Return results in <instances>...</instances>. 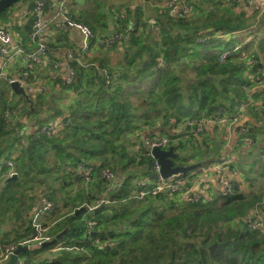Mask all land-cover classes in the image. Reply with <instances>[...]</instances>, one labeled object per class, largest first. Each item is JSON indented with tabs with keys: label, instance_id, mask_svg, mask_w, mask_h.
Here are the masks:
<instances>
[{
	"label": "trees",
	"instance_id": "1",
	"mask_svg": "<svg viewBox=\"0 0 264 264\" xmlns=\"http://www.w3.org/2000/svg\"><path fill=\"white\" fill-rule=\"evenodd\" d=\"M179 1L192 6V10L173 14L171 7H154L155 23L149 21L151 16L144 7H126L124 14L117 15L121 40L105 48L98 40L110 37L105 35L110 33V22L100 13L99 2L90 0L95 7L85 8L73 17L89 26L94 37L89 42L90 51L82 53L80 47L75 57L68 59L75 78L71 85L63 81L62 86L75 91L77 97L66 106L47 109L49 116L60 118L53 135L35 133L21 143V125L5 117L8 110L16 112L18 105L12 95H17L3 90L0 162L11 158L20 179L6 185L4 179L0 181V230L14 214L21 215L20 202L27 188L41 182L53 186L57 180L61 185L68 182L74 189L78 182L74 197L70 199L64 193L65 200L73 205L70 214L52 217L64 219L49 229L42 220L45 234L52 238L66 226L70 230L56 244L28 251L22 257L33 261L40 251L47 254L56 247L51 250V261L43 260L41 264H264V188L248 190L243 183L231 181L232 194L218 186L210 198L179 204L174 199L176 193L131 198L134 192L149 190L157 177L156 159L145 138L167 136L168 146L174 145L176 151L181 145V134L171 132L170 119L180 123L188 118L235 115L240 105L248 104L243 119L248 111L256 109L257 104H250L252 89L254 97L264 99V39L249 42L240 36L253 26L254 19L234 12L224 0ZM17 29L27 42L33 31V17H28L24 29ZM111 52L121 53L122 57L114 62ZM223 52L228 55L220 59ZM21 99L26 105L20 113L35 115L34 122L40 129L45 124L38 119L43 112L38 107L43 96L32 99L33 107ZM248 124V120L242 123ZM196 136L192 132L188 144L192 146L191 138ZM135 141L142 143L139 153L129 155L128 145ZM17 147H21L19 154L15 153ZM204 149L201 144L198 162L213 156L203 157L207 154ZM188 159L180 154L175 162L195 163ZM128 161L135 169H129ZM79 163L94 167L91 181L81 177ZM105 168L123 174L118 188L108 189L110 184L106 182L114 180L99 178ZM135 178L141 183L134 184ZM103 197L110 202L103 204L101 212L92 214L90 220L95 223L88 228L82 216L76 215L77 208L95 205ZM49 200L58 203L56 196L50 195ZM259 217L263 225L252 228L249 223ZM20 229L18 226L11 234L1 235L0 255L9 245L29 240L37 233L30 220L22 232Z\"/></svg>",
	"mask_w": 264,
	"mask_h": 264
},
{
	"label": "crops",
	"instance_id": "2",
	"mask_svg": "<svg viewBox=\"0 0 264 264\" xmlns=\"http://www.w3.org/2000/svg\"><path fill=\"white\" fill-rule=\"evenodd\" d=\"M61 0H50L49 7L46 8L44 12L45 18L49 21V27L51 29L52 38L49 42V48H50V56L51 60L55 59L62 63V65H65L68 63V57H67V51L73 50L77 53V51L80 50V47L82 45V35L81 32L74 26L69 25L64 21L63 15L67 13V15L77 22L73 17L77 18L82 11L87 8L88 10H92L95 5L97 4L98 0H94L96 4L90 3V0H65V5L62 7L59 2ZM106 3L105 8L108 9V7L114 3H118L120 1H129V8L135 9L139 6L144 7L146 5V2H149L154 7H159L162 9L169 8V1L170 0H102ZM100 2V1H99ZM226 6L234 7V12L236 13H245L248 18H253V26L248 30H245L240 36L248 39L250 41L252 39H256L259 37V39H264V0H224ZM103 4V3H102ZM32 5V6H31ZM104 5V4H103ZM32 8H33V0H29L28 4L24 6V9L18 12V15H21V17H18L17 22L14 26V32L20 34V32L17 29V26L24 29L26 25L28 24V17L32 16ZM126 8V7H125ZM124 8V9H125ZM124 9H122L121 12H106L100 11V13L108 18L110 22V33L105 34L108 36H111L112 34H115L117 31V15H122L124 13ZM14 9H12L13 11ZM96 12L98 9L95 10ZM173 12V11H172ZM33 17V16H32ZM34 29V28H33ZM18 31V32H17ZM29 36L27 38V42H23L25 46L28 49H33L35 46L29 43ZM93 51L95 48L92 49ZM118 53L111 52V55L113 57V61L115 59V55ZM1 66V61H0ZM28 65L27 63H24L23 60L15 59L13 58L12 62L6 67L5 73L6 77L18 75L25 69H27ZM34 73L37 78H40L42 82L45 85V91L43 93V100L44 104H50L48 102H51L54 98H56V95L61 97L63 94H66V97L64 99L65 102L61 101L59 103V106H66L68 105L71 95H69L70 91H67L65 87L62 86L64 81V74L63 72H55L52 68V63L47 62L44 65H33ZM7 89V91H12L10 84L8 83L7 79L0 80V91L3 92V90ZM254 89L250 92L249 99L253 100L250 104H257L256 109H252L251 111H248L247 117H244L241 119L238 123L234 124L230 129V131L227 133L225 126H214V127H208L206 131L202 135L196 136L195 140L199 141L204 138L211 139L212 142L214 139L219 136L220 138L224 133L228 134L231 138H233L234 145H241V150L243 149L244 152L248 150V155H254L255 153H262L264 150V99L262 98H256L254 97ZM16 94V93H15ZM17 95V94H16ZM21 95H17L14 97L12 95V99L15 100L16 104L21 105L22 107H19L20 109L23 108L26 104L25 101L21 99ZM24 98V97H23ZM34 98V97H32ZM70 100V101H69ZM39 107V106H38ZM49 106L44 108L42 115L45 122L47 119L51 116L48 115L47 109ZM24 114L14 112L10 115V121H13V124L16 125V123H19L21 125L20 133L23 135V142H27L28 138L34 134L35 130H37V127L39 126L36 122H34V119L36 118L35 115H30L32 118L28 116H21ZM249 121V127L251 133L256 137L257 143L254 146H246L242 141V137L240 134V127L244 121ZM192 129H189L188 127L184 125H180L176 127V132L180 135V138L182 137H190V134L192 133ZM183 135V136H182ZM227 137H225L226 139ZM27 140V141H26ZM210 140V141H211ZM209 141V142H210ZM231 146L230 143H228L227 147ZM203 148L206 147L205 144L202 145ZM229 148V147H228ZM247 149V150H246ZM18 151V148L15 149V153ZM242 153V151H240ZM233 153L231 155L232 158H236V155ZM211 154H206L204 156H208ZM263 155V154H262ZM209 157V156H208ZM207 157V158H208ZM250 159L248 158V182H246L244 179L240 178L237 175V172L234 171V169H226L223 168V172L220 171L216 166H207L201 170H197L195 172L190 173L187 176H184L181 178L184 187L187 189H190L193 192H197L202 194L205 198H210L214 195V189L218 186H222L219 178L220 176H223L225 179H228L230 181H239L243 183V187L246 188L248 186V190L258 191V189H263L264 184V176L260 178L259 175H261L259 167L255 165ZM260 163H264V159H259ZM262 164V163H261ZM264 165V164H262ZM264 169V167H260ZM124 176L123 174L116 175L112 185L115 188H118L121 185V182L123 180ZM4 178H2L0 181H2ZM137 180V178H135ZM134 179V181H135ZM74 181V180H73ZM139 181V180H138ZM155 181V180H154ZM154 181H151V184L154 183ZM77 182V181H75ZM150 182V181H149ZM107 195V193H106ZM39 203V202H38ZM38 205V204H37ZM82 207V206H81ZM69 213V211H64V214ZM54 213H48V216L45 218H50L53 216ZM56 216V215H54ZM53 216V217H54ZM62 215H60L61 217ZM46 219V220H47ZM84 219L89 218L87 216L84 217ZM50 220V219H49ZM57 220L59 221V218L53 221H45L47 226V229L52 227L57 223ZM83 220V217L81 219ZM85 223V222H84ZM8 225H2L0 230V237L4 233L10 232L12 233V230L14 228H18V226L21 227L20 231L22 232L26 225H12L9 228ZM25 245V244H24ZM22 257V256H21ZM24 258V257H22ZM26 259V258H24ZM34 260V259H33Z\"/></svg>",
	"mask_w": 264,
	"mask_h": 264
},
{
	"label": "built area",
	"instance_id": "3",
	"mask_svg": "<svg viewBox=\"0 0 264 264\" xmlns=\"http://www.w3.org/2000/svg\"><path fill=\"white\" fill-rule=\"evenodd\" d=\"M49 3L50 0H33L32 16H33L34 29L29 36V43L35 46L33 49H28L25 46L21 34L12 33L11 28L7 24L5 25L0 24V61H1L0 80L7 79L9 84L18 81L23 87H25L30 97L31 98L34 97L32 99L37 98L38 95H43L45 91V85L40 78L36 77L34 73L33 65L38 66L42 64L44 65V63L46 64L47 62H51L52 68L54 69L55 72H60V71L63 72L64 83L68 86L73 83L75 78L74 68L69 61L65 65H62V63L58 60L55 59L51 60L49 42L51 41L52 33L49 27V21L44 16L45 9ZM59 4L63 7L65 5V0H61ZM169 6L172 8V11L183 12L185 14H188L193 8L192 6H188L187 4L182 3L179 0H170ZM63 18L66 23L76 27L81 32L83 38L81 45L82 53H86L90 51L91 48L89 42L94 37V32L92 31V29L83 23L75 22L67 15V13L63 15ZM121 37L122 35L119 32H116L110 37H106L98 40V42L102 47L105 48L107 46H112L117 41H120ZM75 54H76L75 51L68 50L67 51L68 59H72L73 57H75ZM227 55L228 52H223V55L220 56V59L222 58L224 59L225 58L224 56ZM13 58L15 59L19 58L20 60H23L24 63H27L28 67L18 75L6 77L5 69L12 62ZM1 94L2 91H0V99H1ZM251 102H253V100H251ZM247 105L248 104H245V106ZM17 109H19V107ZM242 109L243 107L240 108V110ZM11 113L12 112H10L9 110L6 111L5 113L6 120L10 119ZM170 120L172 121L171 132H173L174 134H178L175 131L176 127L180 125H184V121L178 123L174 119H170ZM239 120L240 119L235 115H224L221 117L213 115L212 117L201 118V119L188 118L185 120V123L188 125L186 127L192 129L191 131L194 133V135L199 136L202 135L208 127H214L220 125L222 126L228 125L229 127L238 123ZM59 123H60V118L56 117L51 119L50 117L47 119L45 124L40 129L35 130L34 134L46 133L47 135H53L57 131ZM249 131L250 128L247 125L246 126L242 125L240 127L242 141L247 147L254 146L257 143V140L250 135ZM20 142L23 143V139ZM145 143L149 151H151L155 146L167 148L169 140L167 136L161 138L146 137ZM15 155L16 154H14V156ZM263 158H264V153H263ZM154 167L157 173V177L154 183L151 184L152 187L146 191L134 192L131 198H143L149 194L158 195L160 193L167 192V193H176L178 202L181 201L198 202L203 199L204 196L202 194L193 192L190 189L185 188L181 178H178L176 175L168 178L163 177L160 173L161 166L157 162V160H155ZM7 168H9V170L5 171ZM77 168L81 177H83L85 181L88 182L93 179L94 167L92 165L79 163ZM13 173H17L14 168L13 160L11 158H3L2 161L0 162V179L9 177ZM115 176L116 174L109 168H105L101 172V179L107 181L114 180ZM219 181L228 193L230 194L233 193V185L230 180L225 179L223 176H220ZM135 183L140 184L141 182L135 180L134 184ZM41 200L42 203L40 202ZM109 202L110 201L108 200V198L103 197V199H101L100 202L96 203L95 205H88V204H84V205L88 207V211L93 212L94 209ZM54 206H55L54 203L46 198L39 199V203L36 209L34 210L31 221L32 226L37 232L36 235L29 240H25L17 244L9 245L6 248V250L0 255V264L9 261L12 253L19 245L30 244V243L41 244L45 241L52 239V236L45 234L46 228L43 227L42 220L46 216H48V213H54L53 212V210L55 209ZM83 220L88 228H92L94 226L95 222L91 221L90 218L89 220L83 218ZM249 225L252 228H257L259 226L261 227L263 225V220L261 217H259L257 220L250 222Z\"/></svg>",
	"mask_w": 264,
	"mask_h": 264
},
{
	"label": "rangeland",
	"instance_id": "4",
	"mask_svg": "<svg viewBox=\"0 0 264 264\" xmlns=\"http://www.w3.org/2000/svg\"><path fill=\"white\" fill-rule=\"evenodd\" d=\"M28 2H29V0H21L18 3L11 6L8 9L7 13H5L3 16H0V24L1 25L7 24L11 28L12 33H15L14 32L15 31L14 26L17 22L18 17H21V15H18L17 13L20 12V14H21V10L24 9V6L27 5ZM98 2H99V5L101 6V10L106 11V12H109V11L116 12L117 11L119 13L122 11V9L129 6V1H120L118 3H114V4L110 5L108 7V9H106L105 7L108 5H106L105 2H103L102 0H98ZM144 8L143 9L145 10V13H147V15L151 16L149 21L151 23H155V21H154L155 19L153 17L154 6H152L149 2H146V5L144 6ZM12 9H14V10L12 11ZM124 10H126V9H124ZM251 41H253V36L249 42H251ZM120 51H122V49ZM121 57H122L121 53H118L117 55H115L114 62L115 61L117 62ZM149 88H150V85L148 87H145V89L147 91L149 90ZM66 90L70 91L69 92V95H71L70 100L74 97H77V94H75V91L68 90V89H66ZM65 98H67L66 94H63L61 97L56 95V98H54L51 102H48L50 104H44V101H42L38 106L42 110H44V108H46L47 106H49V108H54L56 106H59L60 105L59 103H61V101L65 102L64 101ZM19 107H21V105H19ZM241 107H243L242 110H240ZM245 109H246L245 105H240L238 108V111L235 113V116H237L239 119H241L242 113L245 111ZM20 111H21L20 108L16 110V112H18V113H20ZM21 116H28V117L32 118V116L25 115V114L21 115ZM56 117L57 116H55V115L51 116V119L56 118ZM38 119H43V115L42 114L39 115ZM184 123H185V120H184ZM59 128H61V126H59ZM225 128H226L225 129L226 132L228 133L230 131L228 125H225ZM228 134L224 133L221 138L219 136H217L213 142L211 139H208V138H204V139L199 140V141L195 140V138H191V139H193V145L192 146L190 144H188V142H187L189 137H186V138L182 137L179 140L181 142V145H179V149H177V152L179 154H181L182 156L189 158L187 162L190 161V162L197 163L198 159L201 156L200 155V145L205 144L206 147L204 149V153L212 154L213 156H211V158H213V157L217 158V161L208 165L209 167H211L212 165L216 166L222 172H223V168H225L224 169L225 171H226V169H234V171L237 172V175L240 178L244 179L246 182H248V158H252L250 160L255 165H257V167H259L260 172H261V175H259V176H260V178H262L264 176V169H262L260 167H264V165H262L264 163L261 162L262 163L261 164L259 159L260 158L264 159L263 155H262L264 152H262V153L258 152V153H255L254 155H251V154L248 155V150L246 149L247 150L246 152H244L243 149L241 150L240 142H239V145H237V146L234 145L235 140L233 138H231L230 136H228ZM225 137H227V138L225 139ZM136 141H137V139H136ZM136 141H135V143L128 145L129 155H134V154L139 153V150L141 148L142 143L140 141H139V143H137ZM241 142H243V141H241ZM228 143H230V145H231V146H228L229 148L227 147ZM17 148H18V154H19L21 147H17ZM240 151H242V153ZM192 152L194 153L193 156H192ZM214 153H216L217 155H214ZM233 153H235L234 155H236V158L231 157V155ZM137 161H138V159H137ZM128 163H129V169L130 170L135 169V166L133 165V163H131L130 161H128ZM205 167H207V166H205ZM205 167H200L197 170H201ZM192 172H195V171H192ZM181 175L182 174L176 175V176L178 178H182L183 176H181ZM6 178H4V179H6ZM99 178L101 179V174H100ZM58 179H62V178H58ZM95 179H96V177H95ZM67 183L68 182H65L64 185H61V184H59V182H57V180H55V181H53V186H49L47 183L41 182V183H37L33 188H27L26 192L24 194V197H22L23 203L20 202V205L22 207L21 215L17 216L14 214L12 221H7V223H5L4 225H8L7 226L8 228L10 226H12L13 224L14 225H26L29 222V220L32 221L33 213L37 207L39 199L46 198L49 200L50 195H52L54 197L56 196V199L58 202V203H54L55 209L53 210V212H54L53 216L57 215V214L63 215L64 211H69V213L64 214L65 216L69 215L70 212L72 211L73 205L70 203L71 202L70 200H65V198L67 196H65L64 193L67 192L70 199L72 197H74L78 191L77 190L78 189V182H75L76 185H75L74 189L70 188ZM105 185H109L108 189H111L112 187H114L111 182H106ZM262 186L264 188V184ZM174 199H177V195H176V198H174ZM40 202L42 203V200ZM176 202H177L176 204L180 203L178 201H176ZM30 204L33 205V208H31V210H29ZM92 214H93L92 211H86L81 216L83 218L85 216L91 218ZM78 216H80V214ZM52 217H50L51 221L53 220ZM63 219H60L59 221H61ZM44 220L47 221L46 219H44ZM52 239H50L48 241H51ZM45 242H47V241H45ZM30 244H37V243H30ZM55 248L54 249L51 248V249L47 250L46 251L47 254H45V252L41 253V251H40L38 255L34 256V260L32 259L33 261H30V263L41 264V262H43V260H46L48 262L51 261V258L54 254L51 252V250H55Z\"/></svg>",
	"mask_w": 264,
	"mask_h": 264
},
{
	"label": "water",
	"instance_id": "5",
	"mask_svg": "<svg viewBox=\"0 0 264 264\" xmlns=\"http://www.w3.org/2000/svg\"><path fill=\"white\" fill-rule=\"evenodd\" d=\"M21 0H0V16L7 12L8 9L13 6L14 4L18 3ZM177 13V11H173V14ZM11 89L17 95H21L28 101L31 107H33L34 102L30 97L29 93L18 81L12 82L10 84ZM151 154L153 158L157 160L160 164L161 169L160 173L163 177L168 178L175 175L186 174L188 172H192L197 170L200 167L208 166L209 164L217 161L216 157H208L198 163H193L190 165H178L175 162V159L180 156V154L176 151L174 145H170L167 148H162L159 146H155ZM20 179L17 173H13L11 176L7 177L3 181V185H6L9 182L15 181ZM105 208V205H101L98 208L93 210V213L101 212ZM88 211V207L83 205L82 207L77 209L76 215H82L84 212ZM70 230V226H66V228L55 235V237L51 241L43 242L41 244H25L19 245L14 252L12 253L9 261L2 263V264H34L30 263V260L24 259L21 256L23 253L28 251L32 252L37 249L50 247L56 244L59 240H62L65 234Z\"/></svg>",
	"mask_w": 264,
	"mask_h": 264
},
{
	"label": "bare ground",
	"instance_id": "6",
	"mask_svg": "<svg viewBox=\"0 0 264 264\" xmlns=\"http://www.w3.org/2000/svg\"><path fill=\"white\" fill-rule=\"evenodd\" d=\"M186 124V123H185ZM232 126H229V128H231ZM152 151V150H151ZM151 153V152H150ZM149 195H151V194H149Z\"/></svg>",
	"mask_w": 264,
	"mask_h": 264
}]
</instances>
